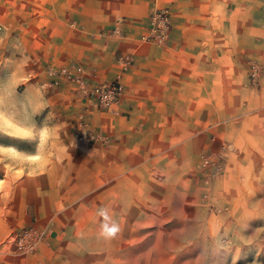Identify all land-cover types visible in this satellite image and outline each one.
<instances>
[{"label":"rangeland","instance_id":"374dc122","mask_svg":"<svg viewBox=\"0 0 264 264\" xmlns=\"http://www.w3.org/2000/svg\"><path fill=\"white\" fill-rule=\"evenodd\" d=\"M62 1L0 0V263L264 264V0L232 1L251 23L221 41L207 33L192 73L184 51L183 70L167 56L163 82L133 86L225 92L179 98L177 133L162 111L170 98L130 111L55 83L79 66L90 85L120 76L126 91L136 61L113 33L98 37L100 57L119 65L110 77L65 58ZM172 21L167 42H135L167 47ZM102 212L119 227L112 238Z\"/></svg>","mask_w":264,"mask_h":264},{"label":"crops","instance_id":"0c3cea01","mask_svg":"<svg viewBox=\"0 0 264 264\" xmlns=\"http://www.w3.org/2000/svg\"><path fill=\"white\" fill-rule=\"evenodd\" d=\"M232 1L243 0H63L59 10L65 23L63 34L65 50L62 55L65 58L73 55L85 67L98 65L96 68L103 69L104 76L110 77V71H118L119 65L114 62L113 56L100 57L103 55L100 54L103 51L100 48L109 46V43L105 41L101 43L102 39L98 37L113 33L108 36L111 37L109 39L112 45H118L123 51L136 53L134 65L122 77L126 86V91L121 97L123 106L129 107L130 111L138 105L140 110H150L153 101L149 102V98H170L169 101L161 102L165 107L162 111L170 112L169 127L175 129L177 133L179 98L221 96L225 92L177 91L172 87L174 82L171 83L170 91H132V88L136 82H163L167 56L178 65L176 69L179 70V66H182L185 60L180 56L184 51L188 57L186 71L192 73L194 57L203 55L201 51L204 49L203 43L207 37H210L207 33H217L221 41L226 38L228 31H240L243 23H251L250 15L244 14L238 7H230ZM166 6L171 7L174 16V35L169 45L164 48L151 43L139 45L135 42L145 35L152 10ZM117 36L122 37L123 40L115 41ZM88 49L91 50L87 51ZM224 50L225 48L219 44L220 58L226 55ZM96 68L93 67L94 70H97ZM180 70H183V66ZM137 99H140L139 103ZM184 112L192 113L193 108H189L187 104Z\"/></svg>","mask_w":264,"mask_h":264},{"label":"built area","instance_id":"2783aa9c","mask_svg":"<svg viewBox=\"0 0 264 264\" xmlns=\"http://www.w3.org/2000/svg\"><path fill=\"white\" fill-rule=\"evenodd\" d=\"M172 10L170 7L156 8L151 12L148 23V32L142 37L143 41L165 43L169 39L172 30ZM133 58L129 55L121 57L124 69L128 68ZM58 78H55V83L60 79L75 81L79 84L81 91L86 96L93 98L97 105L111 107L117 103L123 93L124 85L120 80V76L112 82H99L90 85L85 79L84 71L79 66H64L58 71ZM208 161V158L205 159Z\"/></svg>","mask_w":264,"mask_h":264},{"label":"clouds","instance_id":"9594fccd","mask_svg":"<svg viewBox=\"0 0 264 264\" xmlns=\"http://www.w3.org/2000/svg\"><path fill=\"white\" fill-rule=\"evenodd\" d=\"M105 216V223L102 225V235L106 238L114 237L119 231V227L115 222H111L105 213H101Z\"/></svg>","mask_w":264,"mask_h":264}]
</instances>
